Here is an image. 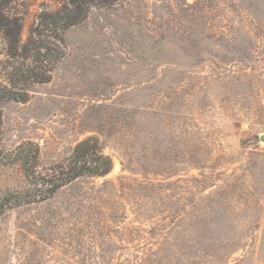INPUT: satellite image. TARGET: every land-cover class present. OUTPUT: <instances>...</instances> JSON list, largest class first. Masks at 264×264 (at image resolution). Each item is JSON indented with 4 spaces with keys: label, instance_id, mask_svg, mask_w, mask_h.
<instances>
[{
    "label": "rangeland",
    "instance_id": "1",
    "mask_svg": "<svg viewBox=\"0 0 264 264\" xmlns=\"http://www.w3.org/2000/svg\"><path fill=\"white\" fill-rule=\"evenodd\" d=\"M70 2L6 12L25 43ZM51 45L50 81L0 104V197L26 187L21 145L47 165L95 137L114 167L1 215L0 264H264V0H122Z\"/></svg>",
    "mask_w": 264,
    "mask_h": 264
},
{
    "label": "trees",
    "instance_id": "2",
    "mask_svg": "<svg viewBox=\"0 0 264 264\" xmlns=\"http://www.w3.org/2000/svg\"><path fill=\"white\" fill-rule=\"evenodd\" d=\"M8 1L0 0V39L7 49L1 73L4 80L0 81V104L29 101L32 87L51 79L53 67L49 68L48 60L62 58L63 50L52 47L51 40L63 44L67 31L85 20L91 8H103L122 0H71L70 6L61 12L42 14L35 37L30 36L25 43L22 40L24 26L17 17H10L6 12ZM1 118L0 112V123ZM16 155L21 162L26 187L8 191L0 197V216L8 210L46 203L64 190L75 191L81 181L105 178L114 167L112 157L105 154L95 137L82 140L68 157L47 165H42L40 149L31 143L18 147ZM108 187L115 190L110 181H104L99 189ZM110 219L116 220L115 217ZM161 251L165 260L167 248ZM134 257L139 264H155V260L161 258V252L158 255L152 248L142 256L136 254Z\"/></svg>",
    "mask_w": 264,
    "mask_h": 264
},
{
    "label": "water",
    "instance_id": "3",
    "mask_svg": "<svg viewBox=\"0 0 264 264\" xmlns=\"http://www.w3.org/2000/svg\"><path fill=\"white\" fill-rule=\"evenodd\" d=\"M257 141L264 142V135L260 136Z\"/></svg>",
    "mask_w": 264,
    "mask_h": 264
}]
</instances>
